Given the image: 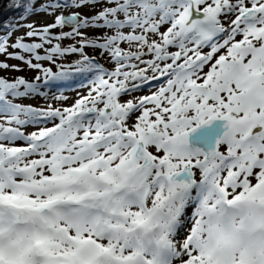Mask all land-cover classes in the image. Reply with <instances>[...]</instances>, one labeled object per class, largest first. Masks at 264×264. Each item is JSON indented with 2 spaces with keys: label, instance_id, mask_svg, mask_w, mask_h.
Returning a JSON list of instances; mask_svg holds the SVG:
<instances>
[{
  "label": "snow or ice",
  "instance_id": "obj_1",
  "mask_svg": "<svg viewBox=\"0 0 264 264\" xmlns=\"http://www.w3.org/2000/svg\"><path fill=\"white\" fill-rule=\"evenodd\" d=\"M40 10L54 20L0 35L37 73L0 76V264H264V0ZM76 77L71 104L17 102Z\"/></svg>",
  "mask_w": 264,
  "mask_h": 264
},
{
  "label": "rangeland",
  "instance_id": "obj_2",
  "mask_svg": "<svg viewBox=\"0 0 264 264\" xmlns=\"http://www.w3.org/2000/svg\"><path fill=\"white\" fill-rule=\"evenodd\" d=\"M44 2H46V0H39L38 6ZM71 10L72 11H81L82 13L89 14V15L94 14V11H95L94 9H89V8L71 9ZM53 20H54V17L51 15H48L43 10H40V11H38L32 15L24 16L20 20L19 27L12 28V37H11L9 42L10 43L14 42L16 37L24 35L29 30L26 27L27 24L35 23L36 25H41V24L51 23ZM67 30H68L67 28L64 29V31H67ZM53 31L59 32L60 29H54ZM86 31L88 32V35L91 36V35H94L96 33L104 31V29H91L90 28V29H87ZM27 39H28V42H31L33 39H37V38H27ZM56 42L57 41H55V40L53 41V43H56ZM71 43H73V41L69 40V39H65L62 41V44H64V45H68ZM208 50H209L208 48L204 49V51H208ZM9 51H13V49L9 48ZM85 51L89 55H95L96 58L99 59L100 62L105 65V67H107V68L112 67L111 64L106 63L105 60L99 56L98 52H93V50L90 48L85 49ZM41 54H43V50H41ZM76 58H77L76 55L69 54L67 57H64L62 59H64L66 62H71V61H74ZM0 61H6L9 65H18L22 69V71H16V70H13L11 68L0 69V76L7 77L9 79L15 78L17 76H24L28 79H32L37 75V73L35 71L28 68V66L26 64H24L23 62H21L20 60L9 59L6 56L0 55ZM42 63L45 66H50L48 61H42ZM81 78L82 77H79L77 82L74 81V82L59 83V84H53V85L42 84L41 85V89H42L41 95L30 96V97L24 98L22 100H18L17 102H22L25 104H32L34 106L41 107V108L47 106L48 103H54L55 106H60V102L55 101L53 99V97L63 94V96L68 97V99L65 103L71 104L76 98H78V95L87 94L88 78H85L82 80H81ZM57 82H59V81H57ZM152 90H155V89L153 88ZM143 92H144V94H147L148 89H145L144 91H141V92L133 93V95L140 96V95H143L142 94ZM124 99H127V97H124ZM34 128H35V126H30L25 130L26 131H32V130H34ZM17 143H21V142L17 141Z\"/></svg>",
  "mask_w": 264,
  "mask_h": 264
},
{
  "label": "trees",
  "instance_id": "obj_3",
  "mask_svg": "<svg viewBox=\"0 0 264 264\" xmlns=\"http://www.w3.org/2000/svg\"><path fill=\"white\" fill-rule=\"evenodd\" d=\"M28 2L29 0H0V35L12 31V28L20 24L21 18L25 16L24 5ZM38 2L39 0H31V3L36 6Z\"/></svg>",
  "mask_w": 264,
  "mask_h": 264
},
{
  "label": "bare ground",
  "instance_id": "obj_4",
  "mask_svg": "<svg viewBox=\"0 0 264 264\" xmlns=\"http://www.w3.org/2000/svg\"><path fill=\"white\" fill-rule=\"evenodd\" d=\"M142 94L145 95L144 92Z\"/></svg>",
  "mask_w": 264,
  "mask_h": 264
}]
</instances>
